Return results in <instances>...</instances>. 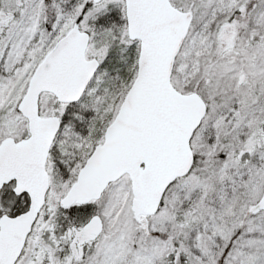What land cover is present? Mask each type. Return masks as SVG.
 <instances>
[{"label":"snow or ice","instance_id":"1","mask_svg":"<svg viewBox=\"0 0 264 264\" xmlns=\"http://www.w3.org/2000/svg\"><path fill=\"white\" fill-rule=\"evenodd\" d=\"M0 264H264V0H0Z\"/></svg>","mask_w":264,"mask_h":264}]
</instances>
